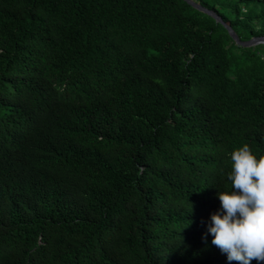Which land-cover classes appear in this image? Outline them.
I'll list each match as a JSON object with an SVG mask.
<instances>
[{
  "label": "trees",
  "instance_id": "1",
  "mask_svg": "<svg viewBox=\"0 0 264 264\" xmlns=\"http://www.w3.org/2000/svg\"><path fill=\"white\" fill-rule=\"evenodd\" d=\"M198 2L264 35V0ZM263 51L184 0H0V264H229L205 235L229 154L264 156Z\"/></svg>",
  "mask_w": 264,
  "mask_h": 264
},
{
  "label": "clouds",
  "instance_id": "2",
  "mask_svg": "<svg viewBox=\"0 0 264 264\" xmlns=\"http://www.w3.org/2000/svg\"><path fill=\"white\" fill-rule=\"evenodd\" d=\"M230 188L217 190L219 207L210 214L207 235L229 264H264V156L243 144L230 154Z\"/></svg>",
  "mask_w": 264,
  "mask_h": 264
},
{
  "label": "water",
  "instance_id": "3",
  "mask_svg": "<svg viewBox=\"0 0 264 264\" xmlns=\"http://www.w3.org/2000/svg\"><path fill=\"white\" fill-rule=\"evenodd\" d=\"M184 1L187 2L189 5H191L192 7L196 8L197 10L212 16L215 19V21L220 22L226 28L229 36L236 44L242 46H254L256 44H262L264 47V35L253 36L250 37L249 39L241 40L236 34V32L232 29V27L227 23H225L221 19V17L218 14H216L213 10L203 6L196 0H184ZM263 58H264V51H263Z\"/></svg>",
  "mask_w": 264,
  "mask_h": 264
},
{
  "label": "rangeland",
  "instance_id": "4",
  "mask_svg": "<svg viewBox=\"0 0 264 264\" xmlns=\"http://www.w3.org/2000/svg\"><path fill=\"white\" fill-rule=\"evenodd\" d=\"M196 1H199V0H196ZM204 1L210 3L211 0H204ZM243 10H248L251 14H255L258 12L259 6L254 3H250L247 5H243Z\"/></svg>",
  "mask_w": 264,
  "mask_h": 264
}]
</instances>
